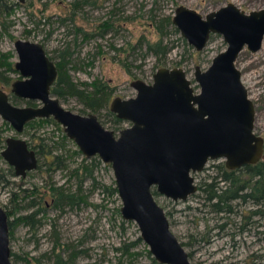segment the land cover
<instances>
[{
    "label": "rangeland",
    "instance_id": "rangeland-1",
    "mask_svg": "<svg viewBox=\"0 0 264 264\" xmlns=\"http://www.w3.org/2000/svg\"><path fill=\"white\" fill-rule=\"evenodd\" d=\"M74 4L78 7L74 8ZM228 4L246 15L264 9V0H25L22 4L17 0H0V55L9 53V62L15 64L13 45L17 40L40 44L53 62L59 61L62 52L69 53L68 74L78 90L89 91L84 85L87 87L96 80L112 89L107 109L95 116L106 130L118 137L119 132L130 128L131 124L124 122L116 128L107 115L108 107L115 98L127 100L136 96L130 86L133 81L150 85L157 70L181 69L197 93L195 68L207 70L212 60L226 50L222 37L212 35L205 49L196 52L178 31L166 26L163 44L168 54L158 62L143 43H138L142 38L156 40L157 33L150 26L152 20L173 17L179 7L205 18ZM104 23L113 24V29L102 28ZM235 67L254 106V133L264 140V40L255 54L244 49ZM9 76L12 83L21 79L18 73ZM11 84L6 87L0 84V89L12 105L27 107L24 100L11 94ZM60 104L74 114H91L74 98ZM0 132L3 139L17 138L32 145L33 140L37 145L42 139L53 149L52 156L62 157L67 166L65 170L54 172H46V167L42 166L22 179L11 175L10 167L0 156V207L13 213L11 195H18L16 204L25 206L35 197L22 200L21 191L32 189L38 193L35 199L43 207V203L47 204L37 217L41 226L30 231L19 224L13 230L9 236L11 253L21 260L35 258L42 264H52V259L47 262L42 256H53L57 240L64 259L71 253L77 254L73 264H159L141 240L137 226L122 220L117 195L103 191L102 186L115 184L109 165L96 157L94 178L97 184L86 180L81 189L86 203L59 211L53 208L49 188L53 185L76 192L77 181L70 177V172L81 164L89 165L92 158H85L56 122L27 128L17 134L0 118ZM38 159L39 167L44 159ZM224 163L222 159L208 161L201 173L192 174L197 188L217 178L216 167H225ZM154 200L166 214L170 231L183 244L192 264H264V216H250L249 212L258 209L252 204L237 206L238 215L224 216L211 211L200 191L184 202H172L160 195ZM30 213L31 210L16 211L10 221ZM221 226L224 228L220 229ZM132 243L135 245L129 246ZM21 260L14 264H24Z\"/></svg>",
    "mask_w": 264,
    "mask_h": 264
},
{
    "label": "water",
    "instance_id": "water-1",
    "mask_svg": "<svg viewBox=\"0 0 264 264\" xmlns=\"http://www.w3.org/2000/svg\"><path fill=\"white\" fill-rule=\"evenodd\" d=\"M172 25L196 52L205 49L212 35L222 37L226 50L207 70L195 68L197 93L181 69L157 70L150 85L133 81L136 96L115 98L108 107L117 119L131 124L118 137L95 115L81 116L62 107L50 94L57 75L54 63L40 44L28 41L13 45L14 70L21 79L11 84V94L38 106L16 107L0 89V118L17 134L28 122L53 119L85 158L98 157L110 166L120 216L137 226L152 258L159 264H192L152 189L172 202H184L198 190L192 174L201 173L208 161L222 159L234 171L262 159L264 140L254 133V106L235 61L244 49L260 51L264 9L246 15L228 4L202 18L179 7ZM4 144L0 156L16 178L37 169V156L24 140L6 138ZM10 259L8 217L0 207V264H12Z\"/></svg>",
    "mask_w": 264,
    "mask_h": 264
},
{
    "label": "trees",
    "instance_id": "trees-1",
    "mask_svg": "<svg viewBox=\"0 0 264 264\" xmlns=\"http://www.w3.org/2000/svg\"><path fill=\"white\" fill-rule=\"evenodd\" d=\"M73 7L77 8L78 4H74ZM112 26L113 24L111 23H104L101 27L113 29ZM150 26L154 28L157 33L156 40L152 42L142 38L138 41V43H143L146 46L147 52L155 56L159 62L168 54V48L163 44L166 26L172 28L174 32H177V30L173 27L172 17L170 16H165L158 21L153 19ZM69 56V53L62 52L58 62H53L52 59L49 58L54 63L57 72L56 79L50 88V94L58 99L59 102H65L71 98L77 99V101L86 109H89L93 115L100 110L107 109L112 95V89L106 83L96 80L87 87L84 85L85 89H90L89 91L78 90V88L72 83L68 74L67 66L70 64ZM10 59L11 55L9 53L0 55V84L5 87L12 83L9 75L17 74L14 70V64L9 62ZM23 102L27 107H37L36 103L28 101ZM107 115L111 117V121L116 128L124 123V121L117 119L116 116L109 111L107 112ZM50 122L55 123L53 119H36L32 122H28L23 131L27 130V128H34L35 126L37 127ZM1 135L2 132H0V152L5 147V139H3ZM63 138H65V136ZM39 141L40 143L37 145L35 144V140L32 141L34 145L27 143L28 147L35 152L37 159L38 157H43L44 159L42 164H40L41 166H37V169H41L42 166H45L46 172L65 170L67 168L65 160L60 156H52L53 149L45 145L42 139ZM77 153L79 154V152ZM50 157L51 159L49 161ZM91 160L92 161L89 165L81 164L78 168H74L70 172V177L76 179L77 181L76 192L72 193L61 187L57 188L53 185L49 188L54 209L62 211L64 208H74L86 203V196L82 194L81 190L83 183L86 180H89L93 182L94 185L97 184L94 178L96 157H92ZM216 169L217 172H219V176L217 178H213L209 182H204L197 190L200 191V194L203 196L205 202L211 208L213 213L224 216L238 215V212L236 211L237 206L252 204L258 209L249 212L250 216H264V155L255 165H246L234 171H228L223 165L217 166ZM9 171L11 175L14 174L11 168H9ZM102 188L105 193L111 196L117 195L115 184L112 187L102 186ZM21 193L22 196H20V198H22V200L32 198L33 196L38 198V193L35 189L22 190ZM152 195L153 197L158 196L154 189H152ZM17 198H19V196L16 194L13 193L11 195L10 203L15 206V210L13 213L10 211L6 212L8 217L9 236H11V233L19 224L25 225L30 231H34L41 226L42 223L39 219H37V217L44 211V208L47 205L45 202L43 203V207L41 202H38L35 198H33L30 199L25 206H22L21 204H16V201H18ZM19 210H31V213L10 221V219L14 217V213ZM244 215L245 213L243 212L242 216ZM223 228L224 226L220 227V229ZM137 242H140V239H138ZM134 245L135 243H132L129 246L133 247ZM181 245L183 246V244ZM57 247H59L58 252L54 254ZM61 249L62 247H60L56 240L54 242L52 252L53 256L47 258H45L46 256H42V259H46L47 262L52 259V264H73L77 254L71 253L66 259H64L61 254ZM188 256L190 255L188 254ZM10 257L12 264H14L18 259L21 260V258L11 252ZM21 261L24 264H42L40 260L35 258H26Z\"/></svg>",
    "mask_w": 264,
    "mask_h": 264
}]
</instances>
